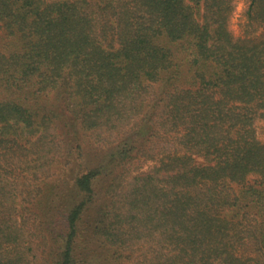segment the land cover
<instances>
[{
  "label": "trees",
  "instance_id": "trees-1",
  "mask_svg": "<svg viewBox=\"0 0 264 264\" xmlns=\"http://www.w3.org/2000/svg\"><path fill=\"white\" fill-rule=\"evenodd\" d=\"M234 10L0 0V264H264V0L257 37Z\"/></svg>",
  "mask_w": 264,
  "mask_h": 264
},
{
  "label": "rangeland",
  "instance_id": "rangeland-1",
  "mask_svg": "<svg viewBox=\"0 0 264 264\" xmlns=\"http://www.w3.org/2000/svg\"><path fill=\"white\" fill-rule=\"evenodd\" d=\"M247 0H235V10L230 20V27L235 35L241 38H254L259 36L263 29L251 25L245 17ZM257 137L264 142V115L258 118L255 123ZM153 164L152 160L143 162L141 169H147Z\"/></svg>",
  "mask_w": 264,
  "mask_h": 264
}]
</instances>
